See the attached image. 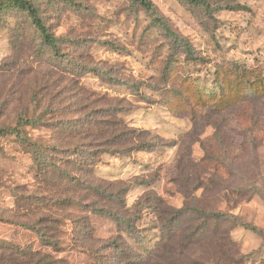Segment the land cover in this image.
<instances>
[{
	"label": "rangeland",
	"instance_id": "1",
	"mask_svg": "<svg viewBox=\"0 0 264 264\" xmlns=\"http://www.w3.org/2000/svg\"><path fill=\"white\" fill-rule=\"evenodd\" d=\"M35 1L57 51L42 45L21 13L0 14V129L23 131L0 136V239L74 264H116L108 241L122 237L143 251L159 240L157 211L138 205L154 191L176 208L193 198L218 201L215 209L248 227L231 229L247 264H264V0H152L155 11L134 0ZM251 86L260 92L251 95ZM97 96L125 106L123 118L151 133V151L106 153L94 171L124 182L127 208L139 211L138 238L113 217L72 202L61 210L67 219L49 232L56 251L20 224L44 217L33 195L47 186L30 143L52 144L54 121L77 117L70 108L100 105ZM41 113L45 122L19 124ZM220 185L248 191H231L228 203L208 192ZM82 233L95 238L98 254L75 237Z\"/></svg>",
	"mask_w": 264,
	"mask_h": 264
},
{
	"label": "trees",
	"instance_id": "2",
	"mask_svg": "<svg viewBox=\"0 0 264 264\" xmlns=\"http://www.w3.org/2000/svg\"><path fill=\"white\" fill-rule=\"evenodd\" d=\"M134 1L147 11L156 10L152 0ZM187 1L209 5L208 0ZM4 11L21 13L37 33L42 45L53 51L58 50V38L51 32L35 0H0V14ZM260 90L261 88L257 86H251V95H257ZM96 100L100 105L70 108L72 113L78 114L77 117H64L61 114L63 118L54 121L52 144L30 143L35 146L34 160L47 186L41 195H33L34 204L43 212L44 217L35 220L34 224L26 222L20 224L37 232L40 239L56 251H60L61 248L54 235L49 232L56 230L62 225L63 220L67 219L66 216L62 218L61 210L72 202L91 214L113 217L130 236L138 238V233L135 232V219H138L136 217L139 211L132 213L127 208L123 195L124 182L102 180L95 176L94 171L106 153L130 156L140 151H151L152 143L147 140L151 133L130 125L123 118L125 106L112 103L107 96H97ZM225 108L227 106L223 109ZM47 111V114L52 113L50 105ZM21 117L23 118H20L19 124L45 122L43 113L33 117ZM11 132L22 137L23 131L18 126L0 129V136ZM222 186H216L213 190L207 189L211 196L221 197L228 203L231 191L239 196H244L248 191L244 188L232 190L230 185ZM23 197L26 200L32 199L31 196ZM217 202L202 204L200 200L197 199L196 202V198H193V201H187L183 207L176 208L154 191H148L138 205L142 204L143 208L150 207L157 211L156 218L161 226L159 240L143 251L135 250L122 237L112 239L105 245L115 251V256H119L116 264H247V256L241 252L231 234L233 226L246 225L239 216L215 209L213 203ZM83 223L87 226V220ZM249 228L258 231L256 227ZM75 237L91 252L98 254L92 247L95 238L91 234L82 233L80 238ZM115 256H111L110 259L116 258ZM0 264L74 263L30 245L20 246L0 239Z\"/></svg>",
	"mask_w": 264,
	"mask_h": 264
}]
</instances>
